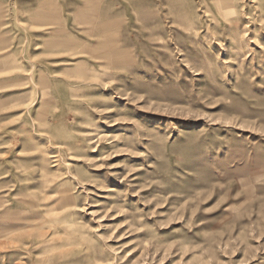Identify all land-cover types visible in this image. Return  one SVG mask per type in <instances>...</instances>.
Wrapping results in <instances>:
<instances>
[{
	"label": "rangeland",
	"instance_id": "1",
	"mask_svg": "<svg viewBox=\"0 0 264 264\" xmlns=\"http://www.w3.org/2000/svg\"><path fill=\"white\" fill-rule=\"evenodd\" d=\"M0 264H264V0H0Z\"/></svg>",
	"mask_w": 264,
	"mask_h": 264
}]
</instances>
